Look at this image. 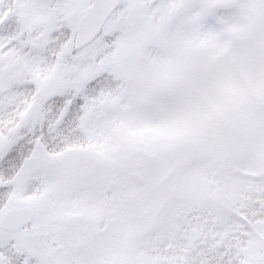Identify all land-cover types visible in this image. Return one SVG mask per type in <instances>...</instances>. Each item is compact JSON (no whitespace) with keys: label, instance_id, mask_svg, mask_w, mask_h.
I'll return each instance as SVG.
<instances>
[{"label":"snow or ice","instance_id":"obj_1","mask_svg":"<svg viewBox=\"0 0 264 264\" xmlns=\"http://www.w3.org/2000/svg\"><path fill=\"white\" fill-rule=\"evenodd\" d=\"M0 264H264V0H0Z\"/></svg>","mask_w":264,"mask_h":264}]
</instances>
